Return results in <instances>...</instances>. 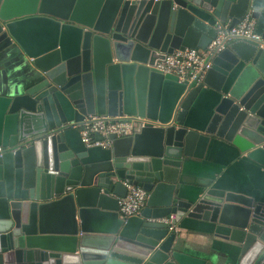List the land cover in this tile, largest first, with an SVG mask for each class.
Returning a JSON list of instances; mask_svg holds the SVG:
<instances>
[{"label": "water", "instance_id": "water-1", "mask_svg": "<svg viewBox=\"0 0 264 264\" xmlns=\"http://www.w3.org/2000/svg\"><path fill=\"white\" fill-rule=\"evenodd\" d=\"M247 17L259 40L228 42L201 84L155 69ZM10 50L25 73L0 82V264H264V197L189 171L221 140L264 170V0H0ZM93 115L145 122L87 147L77 126ZM128 186L148 198L123 219ZM190 220L226 245L221 259L182 244Z\"/></svg>", "mask_w": 264, "mask_h": 264}, {"label": "crops", "instance_id": "crops-1", "mask_svg": "<svg viewBox=\"0 0 264 264\" xmlns=\"http://www.w3.org/2000/svg\"><path fill=\"white\" fill-rule=\"evenodd\" d=\"M21 58L16 56L9 64L0 66V82L4 86V76L9 81L19 79L25 73V64H20ZM204 89L191 109L190 127L202 129L210 118L211 104L207 103L210 90ZM194 125V126H193ZM189 171L195 179L207 180L210 184L220 185L231 191H242L264 197V170L245 160L230 144L219 141L207 150L202 160H192ZM186 229L177 226L178 236L187 250L208 259H221L226 245L220 242L212 246L213 241L205 235V224L198 221H187ZM208 245V246H207ZM219 257V258H218ZM216 261V260H214Z\"/></svg>", "mask_w": 264, "mask_h": 264}, {"label": "built area", "instance_id": "built-area-1", "mask_svg": "<svg viewBox=\"0 0 264 264\" xmlns=\"http://www.w3.org/2000/svg\"><path fill=\"white\" fill-rule=\"evenodd\" d=\"M255 26V21L249 17L233 28L217 26V36L205 51H175L168 55L164 61L157 63L155 69L164 75L176 77L179 83L197 86L202 83L205 75L212 68L213 59L226 50L228 42L235 39L259 40L255 34ZM144 122L140 119L123 122L107 116L93 115L84 118L77 128L80 131L82 142L87 147L108 149L111 146L109 140L111 135H115L117 138L132 136L137 125ZM97 137H101L103 140L99 141L96 139ZM147 198L148 195L144 190L128 186L127 196L120 200V217L129 219L138 216L144 208Z\"/></svg>", "mask_w": 264, "mask_h": 264}, {"label": "flooded vegetation", "instance_id": "flooded-vegetation-1", "mask_svg": "<svg viewBox=\"0 0 264 264\" xmlns=\"http://www.w3.org/2000/svg\"><path fill=\"white\" fill-rule=\"evenodd\" d=\"M16 56H17V53L15 54L14 52H12V50H10V52H7L6 54L1 53L0 54V66L9 64L11 60L16 58Z\"/></svg>", "mask_w": 264, "mask_h": 264}]
</instances>
